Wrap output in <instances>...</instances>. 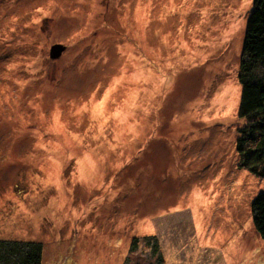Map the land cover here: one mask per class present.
Returning <instances> with one entry per match:
<instances>
[{
	"label": "rangeland",
	"instance_id": "1",
	"mask_svg": "<svg viewBox=\"0 0 264 264\" xmlns=\"http://www.w3.org/2000/svg\"><path fill=\"white\" fill-rule=\"evenodd\" d=\"M253 1L0 0V240L43 264H155L148 236L165 264H264L236 151Z\"/></svg>",
	"mask_w": 264,
	"mask_h": 264
},
{
	"label": "trees",
	"instance_id": "2",
	"mask_svg": "<svg viewBox=\"0 0 264 264\" xmlns=\"http://www.w3.org/2000/svg\"><path fill=\"white\" fill-rule=\"evenodd\" d=\"M245 29L240 61L244 125L238 129L236 151L240 167L264 181V106L258 104L252 109L249 106L264 98V0L253 1ZM252 208L253 224L258 235L264 238V192L254 199ZM144 242L151 247L155 264H165L159 238L148 236ZM138 244L136 239L132 249L138 248ZM0 264H43V245L33 241L0 240Z\"/></svg>",
	"mask_w": 264,
	"mask_h": 264
},
{
	"label": "water",
	"instance_id": "3",
	"mask_svg": "<svg viewBox=\"0 0 264 264\" xmlns=\"http://www.w3.org/2000/svg\"><path fill=\"white\" fill-rule=\"evenodd\" d=\"M66 46L62 44H56L52 46L51 52H50V57L51 59L55 60L58 59L62 56V54L66 51Z\"/></svg>",
	"mask_w": 264,
	"mask_h": 264
},
{
	"label": "bare ground",
	"instance_id": "4",
	"mask_svg": "<svg viewBox=\"0 0 264 264\" xmlns=\"http://www.w3.org/2000/svg\"><path fill=\"white\" fill-rule=\"evenodd\" d=\"M221 18H223V17H221ZM225 21H226V19L223 20V22H225ZM226 22H229V21H226ZM10 23H11V22H10ZM227 39H228L227 32H224V34H223V36H222V40H221V42H222V43H226Z\"/></svg>",
	"mask_w": 264,
	"mask_h": 264
},
{
	"label": "clouds",
	"instance_id": "5",
	"mask_svg": "<svg viewBox=\"0 0 264 264\" xmlns=\"http://www.w3.org/2000/svg\"><path fill=\"white\" fill-rule=\"evenodd\" d=\"M51 52V51H50Z\"/></svg>",
	"mask_w": 264,
	"mask_h": 264
}]
</instances>
